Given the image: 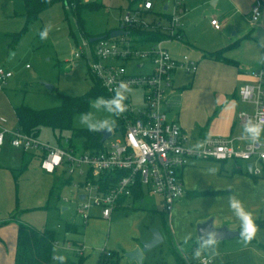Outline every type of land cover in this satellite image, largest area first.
I'll list each match as a JSON object with an SVG mask.
<instances>
[{"label":"crops","instance_id":"crops-1","mask_svg":"<svg viewBox=\"0 0 264 264\" xmlns=\"http://www.w3.org/2000/svg\"><path fill=\"white\" fill-rule=\"evenodd\" d=\"M206 1L208 0H185L186 10L180 19V37L176 39L181 40L185 47L191 49L192 56L189 57L195 61L196 68L193 72H187L190 74L185 78L178 75L179 71L184 70H175L171 86L166 88L164 93L163 110L169 120L176 121L180 125L186 137L185 145L189 147H199L203 140L209 137H227L233 139L236 147L242 148L247 141L243 134V127L246 123L239 119L238 113L242 110L252 112V105L242 102L238 98L237 87L244 82L252 81L249 73L264 65V0H259L262 4V13L256 20L251 19V8L256 0H211L215 12L209 13L210 19H217L216 14H222L223 22L219 21L220 28H215L210 23V27L216 32L217 38H215V43L211 45H202L196 40L194 42L189 41L193 39L189 38L188 35L190 36L189 32L196 26L197 22H200L199 9L204 6ZM141 2L142 0L135 5H129L128 9L140 6ZM164 6L165 4L162 2L155 10L153 5V9L145 12L144 16L159 15L166 20L162 12V9H166ZM240 10L243 11L244 17H248L250 14L247 18L248 25L239 16ZM230 20L233 30L231 33L227 31ZM147 21L155 22L154 19ZM157 23L166 25V22L163 23L162 20H158ZM118 27L110 28L109 31ZM109 31L107 32L108 35ZM90 37L93 35L84 36V38ZM233 42L236 43L225 50L223 55L236 63H226L204 56L207 51L221 48ZM183 54L186 53H171L174 58H180ZM35 157L37 156L32 152H24L12 146L7 139L0 145V201L3 199L7 201V205L3 204L0 212H7L12 208L11 202L14 194L17 202L19 200L20 203L21 200V204H23V207L20 208V204L17 208L20 210V214L38 207L48 208L50 204L47 196H53V193L50 195V190L54 187H56L54 196L57 200L72 194L74 179L68 176L71 181L66 182L68 177H64L67 175L65 168L63 167L54 173L44 172L39 167L38 157L36 162L32 163ZM248 164H250L248 161L243 162L240 159L225 161L210 158L190 159L181 170L183 195L175 202L171 211L175 206L176 208L179 206L188 208L200 204L204 200L206 206L197 213L199 217L195 219V225L199 220L212 216L216 226L225 223L230 228H239V221L228 209V198L234 194L243 201L244 206L253 214L255 220H264V165L260 174H253ZM211 169H215V171L212 172ZM15 178L17 181L16 190ZM70 186L72 189L68 188V195L61 196V192ZM144 194L134 201L125 200L121 206L112 211L109 219L102 218L98 208H92L91 217L84 222V230H80V232L77 231V226L68 223L63 232L47 226L37 229H53L55 231L53 246L56 252L65 255L64 250L70 249L76 253V257L69 258L77 260L78 256L81 255L82 264H99L101 252H113V256L117 257L115 264H138L135 260L128 259L124 252L140 246L142 241L150 238V235H143L137 226L138 222L145 217V210H134L141 209V207L133 206L135 202L142 205ZM80 195L82 194H79L78 199H82ZM31 199H36L37 203H31ZM44 201L46 204L36 207L35 204H41ZM152 207L149 209L163 211L160 198ZM66 208V206L61 207L62 210ZM13 216H10L8 220L0 216V223L12 222L9 230L0 228V264H13L14 261L17 225L22 219ZM92 219L106 220L109 225H118L126 219L131 220L129 237L124 243L115 241L113 244L110 243L108 248L102 247V249L90 251L86 249V247L89 248V245L84 240L86 241V225ZM57 227H61V225L57 224ZM166 232L171 244L170 248L176 250L180 257L179 263L172 252L170 264L200 263L198 257L194 258L191 252L179 248V243L186 241L185 237L188 236H190V239H187L190 248H197V237L191 235V226L188 234L186 231L185 235L179 228L178 230L174 229L175 239L168 228ZM160 233L163 237V233L161 231ZM79 246H82V250L78 254L76 249ZM83 248L86 251H83ZM144 253L141 264L144 263ZM203 255L211 257L212 260L209 264H264V227L258 226L256 237L246 247L240 242L238 235L218 241L214 250L207 249L201 256ZM162 264L164 263L162 262Z\"/></svg>","mask_w":264,"mask_h":264},{"label":"built area","instance_id":"built-area-1","mask_svg":"<svg viewBox=\"0 0 264 264\" xmlns=\"http://www.w3.org/2000/svg\"><path fill=\"white\" fill-rule=\"evenodd\" d=\"M162 12L166 25L150 22L145 12L153 9L152 0H142L140 6L127 9L120 17L123 34L101 35L90 41L84 38L74 50L78 58L84 55L88 61L89 74L99 81L104 90L112 96L110 89L121 81L127 82L129 92L125 104L126 112L120 116L123 129L119 137L109 141L111 135L98 149L77 148L65 139L61 145L50 144L39 137L20 129L9 130L0 125V145L6 139L24 152L38 156L39 167L47 173L63 169L73 180V192L62 200H70L74 193L82 194L76 202L77 212L84 222L91 217V209L98 208L104 219L125 200L134 201L135 191L157 195L162 210L169 213L175 202L183 195L181 170L192 158H210L217 161L245 160L250 171L260 174L264 165V134L258 141L247 139L242 148L234 145L232 138L209 137L199 147L185 145L186 137L180 125L169 120L163 110L166 88L171 86L176 69L193 72L196 63L187 54L174 58L165 43L180 37L181 15L185 12V0H165ZM262 4L256 0L251 8V19L261 16ZM215 28L221 24L210 19ZM160 30L165 34L160 39H143L131 30ZM137 44H147L139 47ZM144 59L151 63L143 71ZM131 68H127L126 64ZM252 81L237 87L238 98L252 105V112L238 113L241 121L250 118L264 124V65L249 73ZM11 76L9 70L0 66V85ZM112 130V129H111ZM139 199V198H136ZM82 246L76 252H81ZM210 256H201V264H209Z\"/></svg>","mask_w":264,"mask_h":264},{"label":"rangeland","instance_id":"rangeland-1","mask_svg":"<svg viewBox=\"0 0 264 264\" xmlns=\"http://www.w3.org/2000/svg\"><path fill=\"white\" fill-rule=\"evenodd\" d=\"M78 1L84 5L78 11L81 25L77 20L76 9L66 0H55L30 20H27L24 15V0H0V66L11 72V76L6 79V82L0 85V124L3 126L10 129L18 128V121L13 110L14 106L24 104L34 109H41L59 105L61 102L60 95L77 96L88 92L94 82L88 71V61L84 55L75 58L73 55L74 50H77L76 48L82 43L85 35L100 36L107 33L110 28L118 27L120 17L130 7L129 5L140 2V0ZM152 1L156 10L159 4L165 0ZM92 4H95L96 7H90ZM211 4V0H208L204 6L200 7L198 16L201 20L189 32L190 36L188 35V37L193 39L189 41L194 42L196 40L202 45L215 43L217 34L210 27L209 15V13L215 12V9L212 8ZM238 14L248 25L247 18L250 14L248 17H244L242 10ZM216 16L218 21L223 22L222 14H216ZM144 18L146 20L154 19L155 22L158 20H162L163 23L166 22L159 15L144 16ZM231 25L232 21L230 20L229 29L227 28L230 33L233 31ZM45 27L50 29L48 38L41 40L39 32ZM146 45L137 44L139 47ZM165 45L170 53H186L188 56H192L191 49L185 47L181 40L172 39ZM10 52H13L11 56ZM143 61L145 66L142 70H149L150 61L147 59ZM130 64H133V62L126 64L128 69L131 68ZM188 74L190 73L186 71H179L178 73L184 78ZM44 83L52 84V87L47 88ZM79 114H75L72 118V126L75 128L83 127L78 123ZM106 116L107 113L103 110L96 112L98 119ZM111 129L113 135L109 138V141L116 140L119 137L116 124ZM63 135L66 137L68 133ZM38 137L50 144H57L56 135L50 127L42 126L38 132ZM63 139L65 140V138ZM64 140L60 141L64 142ZM71 140L77 148L82 147L80 138L72 136ZM36 160L37 157L34 158L32 163H35ZM241 161L246 162L245 160ZM64 177L67 178L68 175H64ZM74 179L77 180L78 178L74 176ZM12 182H14L13 179ZM68 188L72 189V186L66 187L61 192V196L68 195ZM144 193L142 205L136 202L133 203V206L141 207V209L134 210H145L146 212L145 217L138 222L137 226L143 235L148 236H151V228L159 229L163 233V240L153 248L145 251L143 264H162V262L170 264L172 251L166 229L168 228L175 239L174 229L178 230L179 228L185 235L186 231L188 234L191 226V235L195 237V219H198L197 213L201 211L200 209L205 208L206 202L203 200L200 204L188 208L181 206L176 208L175 206L170 213H164L160 210L149 209L153 204H156L159 197L157 195L150 196L146 191ZM72 197L70 200H62L61 198L57 200L54 194L51 197L47 196L50 204L48 208L38 207L46 204V201H44L41 204H35L38 208L21 213V215L20 210L17 209L21 204V200L20 203L19 200L17 202L14 194L11 202L12 208L7 212H0L2 213L0 216L8 220L10 216L14 215L13 217L17 219L20 217L22 219L20 221L28 222L36 228L47 226L62 232L67 223L74 224L77 226V231L80 232V230H84V221L76 209L78 194L74 193ZM31 203H37L36 199H31ZM3 204L7 205L6 199L0 201L1 210ZM62 206L67 208L62 210ZM21 207H23V204H21ZM106 222L103 219H92L87 223L85 229L86 241L84 240V242L88 243L89 248L86 247V249L96 251L102 249V247L108 248L109 244H113L115 241L124 243L127 240L131 231V220H123L118 225H109ZM11 223V221L1 222L0 228L9 230ZM57 224H60L61 227H57ZM179 244L180 249L188 250L194 258L196 257L194 252L199 244H197L196 249H191L187 240L181 241ZM86 249L83 248V251H86ZM64 253L68 257H76V253L70 249H65ZM204 253L205 250H202L201 255ZM193 264L200 263L194 262Z\"/></svg>","mask_w":264,"mask_h":264},{"label":"trees","instance_id":"trees-1","mask_svg":"<svg viewBox=\"0 0 264 264\" xmlns=\"http://www.w3.org/2000/svg\"><path fill=\"white\" fill-rule=\"evenodd\" d=\"M55 0H24V15L27 20L37 16L38 13L49 6ZM70 5L76 9L77 20L81 25V20L78 11L84 5L78 0H66ZM90 7H96L95 4ZM133 34L143 36V39H160L165 34L156 29L153 31L131 30ZM104 35H108L105 33ZM88 37V35H87ZM236 42L221 48L207 51L204 53L205 57L218 59L226 63H236L234 60L223 55L224 51L232 47ZM92 77V76H91ZM93 78V77H92ZM93 85L91 89L81 95L70 96L60 95L61 102L59 105L45 107L41 109H34L27 105L20 104L14 106V114L18 121V129L23 132L37 136L42 126L50 127L55 135L57 144L61 145L65 138L69 145H72L71 137H78L81 139V146L85 149H98L102 146L101 133L89 132L85 127L75 128L72 126V118L77 113L88 111L89 101L97 96L111 97L99 81L93 78ZM116 128L123 129L120 117L116 118ZM64 133L68 136L64 137ZM63 139V140H62ZM61 140V141H60ZM75 145V144H73ZM37 156V155H36ZM38 157V156H37ZM71 179L68 177L66 182L69 183ZM15 190L17 189V181L15 178ZM56 191V187L50 190V195ZM142 192L135 191L134 198H140ZM258 226L264 227V220H255ZM55 231L50 228L37 229L26 222L19 221L16 231V242L14 251L13 264H60L59 261L53 259ZM175 254L177 261L180 263L178 252L171 248ZM102 256L99 259V264H115L117 257H114L113 252H101ZM63 255V254H62ZM65 256V255H64ZM64 264H82V256L79 255L77 260H73L67 256Z\"/></svg>","mask_w":264,"mask_h":264},{"label":"clouds","instance_id":"clouds-1","mask_svg":"<svg viewBox=\"0 0 264 264\" xmlns=\"http://www.w3.org/2000/svg\"><path fill=\"white\" fill-rule=\"evenodd\" d=\"M50 29L45 27L39 32L41 40L48 38ZM113 95L111 97L98 96L89 101V111L82 112L78 115L79 125L85 127L89 132H97L101 130H111L116 124V118L122 116L126 110L127 105L125 101L129 92V85L127 82L121 81L117 87L110 89ZM95 110V111H93ZM103 110L107 113L104 118L98 119L96 112ZM243 134L246 139L253 142L258 141L262 134H264V124L260 121L250 118L243 127ZM210 171L214 172L215 169ZM228 209L231 214L239 221L238 235L240 242L246 247L257 235L258 225L256 224L253 214L244 206V203L236 195H230L228 198ZM190 239V236L185 237V240ZM219 239V233L215 230H204L199 237V247L195 250L196 257L201 256L202 250L215 249ZM53 259L64 264L66 257L58 254L54 249Z\"/></svg>","mask_w":264,"mask_h":264},{"label":"water","instance_id":"water-1","mask_svg":"<svg viewBox=\"0 0 264 264\" xmlns=\"http://www.w3.org/2000/svg\"><path fill=\"white\" fill-rule=\"evenodd\" d=\"M166 7V5L164 6ZM123 26L120 25L117 29H113L111 31H109V36H116L119 34H123ZM101 36H93L90 37L89 40L90 41H94L96 39H98ZM12 52H10V56H11ZM44 85L47 88H51L52 84L49 83H44ZM101 133V141H104L106 138H108L111 135L112 130H101L99 131ZM248 166L250 167V164H248ZM83 195H80V198H82ZM196 237H197V242L199 244V237L200 234L204 231V230H215L219 233V239L218 241L221 240H226V239H230L233 238L235 236H238V231L239 228H230L228 227L227 224H222L220 226H216L213 223V217L209 216L203 220H199L196 225ZM163 240V237L160 233V231L157 228H151V236L148 240L142 241L141 245L132 249V250H127L124 252V255L130 259V260H135L138 264L142 263V258H143V253L151 248H153L154 246H156L157 244H159L161 241Z\"/></svg>","mask_w":264,"mask_h":264}]
</instances>
